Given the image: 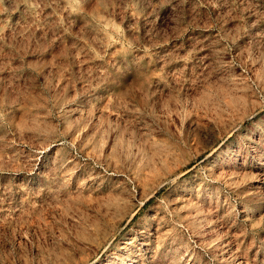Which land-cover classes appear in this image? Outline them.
I'll use <instances>...</instances> for the list:
<instances>
[{
	"label": "rangeland",
	"instance_id": "obj_1",
	"mask_svg": "<svg viewBox=\"0 0 264 264\" xmlns=\"http://www.w3.org/2000/svg\"><path fill=\"white\" fill-rule=\"evenodd\" d=\"M0 264H264V0H0Z\"/></svg>",
	"mask_w": 264,
	"mask_h": 264
}]
</instances>
